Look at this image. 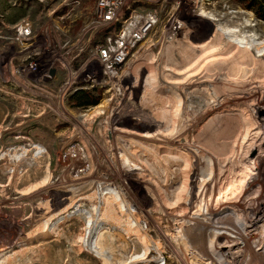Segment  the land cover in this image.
Segmentation results:
<instances>
[{
	"label": "rangeland",
	"instance_id": "obj_1",
	"mask_svg": "<svg viewBox=\"0 0 264 264\" xmlns=\"http://www.w3.org/2000/svg\"><path fill=\"white\" fill-rule=\"evenodd\" d=\"M95 3L0 0V264H197L178 230L229 237L245 201L264 199V59L253 56L258 72L216 74L209 62L220 66L224 52L211 48L212 21L196 15L201 7L221 21L251 13L231 0H122V18L155 12L157 24L121 81L93 87L110 100L107 111L84 120L91 107L43 90L56 94L112 35ZM19 24L30 28L24 42ZM172 27L179 32L166 39ZM255 27L259 41L264 25ZM35 60L30 79L46 77L41 92L18 78ZM95 238L107 259L94 252Z\"/></svg>",
	"mask_w": 264,
	"mask_h": 264
},
{
	"label": "bare ground",
	"instance_id": "obj_2",
	"mask_svg": "<svg viewBox=\"0 0 264 264\" xmlns=\"http://www.w3.org/2000/svg\"><path fill=\"white\" fill-rule=\"evenodd\" d=\"M239 13H240V18L236 21H233V20L221 21L220 19H216L214 15L206 13V11L204 10L203 7L200 8V10L198 11V13L196 15V17L201 18V20L203 18H205V19L208 18L209 20L212 21V24L214 25V27H213V29H214L213 35L214 36L211 35L213 38L210 41H211V43L214 42V44H217V45L212 46V44H211V48H218L219 49V47H220L221 50L218 51L219 54H222L224 52L226 59H224V58L221 59V63H220L221 65L220 66L219 65L218 66L212 65V61H210V62L208 61L209 62L208 66L210 67V69L211 68L214 69L216 71V74H218V73L224 74L225 73V74H228L230 76V74L236 70V69L233 70V68H236V67H238V69L240 68V70L242 69L243 71L246 70L247 68H251V70L253 69V71L255 70V72H256L257 71V67H256L257 64H255L253 62V61H256L253 58V56L254 57L258 56V58L264 59V37L261 38V40H259V41L253 37V31H255L254 27L259 25V24L260 25H264V24H262L260 21L256 20L251 14L243 13L240 11H239ZM198 26H199V24H198ZM170 51H171V48H169V45H168L167 48L165 49V53H164L165 57L167 56V54L170 53ZM136 56H137V53H136ZM209 57H210V55H209ZM257 61H259V60H257ZM208 62H206V63H208ZM207 70L209 71V68H207ZM247 70L249 71L250 69H247ZM239 74H240V72H239ZM242 75L244 76L243 73H242ZM246 75H249V72ZM226 76L227 75H225V77ZM239 76L240 75H238V78H240ZM262 77L264 78V76H262ZM227 78H229V77H227ZM246 78H248V77H246ZM246 78H245V80H246ZM253 79L254 78H252V80ZM255 79H256V77H255ZM223 80H225V79H223ZM223 80H222V82L226 81V80L225 81H223ZM229 80H232L231 83L237 84V83H235V81L233 82L232 77H231V79L229 78ZM229 80L227 79L226 82L230 83V82H228ZM135 81H137V80H135ZM150 81L154 82L153 80H150ZM150 81L146 80V89H147V87L153 86ZM248 81H249V79H248ZM258 81L262 82L261 79ZM226 85H224V86L227 87L229 84L227 86ZM235 87H237V86H235ZM221 91H223V90H221ZM146 92L148 95L149 92L148 91H146ZM146 92H145V94H146ZM150 94L151 93H149V95ZM152 97H154V94ZM143 98H146V97H143ZM151 100H152V98H151ZM109 101L110 100L101 101L98 105L92 106L88 110L82 112L79 115V117L86 120L89 118L91 119L92 117H95V116H101L102 114H104L107 111ZM155 104H157V103H155ZM177 104L180 105V101H177ZM23 151H25V150H23ZM45 181L46 180H44L42 183H44ZM35 187L36 186H32L31 189L33 190V189H35ZM31 189H30V191H32ZM36 189H37V187H36ZM25 193H27V192H25ZM262 196H264V195H262ZM245 203H246V208H244L242 211H240V213L237 215V219L241 215H245L246 217L244 218L243 221H241V223H238L236 225L237 229L239 231L236 233L232 232V231L229 232V234L231 235L229 237H219V236H215V235L212 237V233H209L208 235H205V236H196L195 233H193V232L187 233L183 229L178 230V232H176V234H178L177 235L178 239L182 240V243H184V245H185L186 251L197 262V264H264V255L261 252V249L264 247V199H263V201H261V203H259L258 205H254V206L251 205L250 199L245 201ZM93 209H94V215H97L100 211V207H95ZM228 217L226 216L223 219V221H228ZM91 218L94 219V216L87 214L86 230L90 229ZM223 225H225V223ZM251 233H255L258 237H253V235H250ZM86 234H88V233H86ZM86 234H84L83 237L81 238L82 241H84L86 239ZM190 236H193V237H190ZM215 237H217V238H215ZM142 239H144V238H142ZM174 239H175V237H174ZM210 239H213L214 243L217 246H219V247H217L218 248L217 251H216V248H212L211 243L208 242ZM243 243L245 245L241 246ZM199 245H200L201 249L197 248V246H199ZM92 248L98 256H100L104 259L108 258L106 256L107 251H108L107 248L102 249L98 243L97 238H95L94 241L92 242ZM145 250H146V247H145ZM217 252H220V254L217 255Z\"/></svg>",
	"mask_w": 264,
	"mask_h": 264
},
{
	"label": "built area",
	"instance_id": "obj_3",
	"mask_svg": "<svg viewBox=\"0 0 264 264\" xmlns=\"http://www.w3.org/2000/svg\"><path fill=\"white\" fill-rule=\"evenodd\" d=\"M122 0H96L94 15L100 26L108 27L112 30V35L98 41L88 59L82 64L79 70L71 73L66 81L58 88L56 94L47 91L43 92L48 96L64 98L70 96L77 90H90L83 83L91 82V88L101 86V79L109 82L121 81L126 73L127 64L134 56L141 44L156 27L157 15L155 12H131L125 18L121 16ZM178 27H172L167 33L166 39H170L177 34ZM30 36L28 24H19L16 27V37L22 42ZM20 81L42 91L41 81L46 77L40 76L36 80H31V76H36L38 72V62H29L24 68L18 69ZM56 99V98H55Z\"/></svg>",
	"mask_w": 264,
	"mask_h": 264
},
{
	"label": "trees",
	"instance_id": "obj_4",
	"mask_svg": "<svg viewBox=\"0 0 264 264\" xmlns=\"http://www.w3.org/2000/svg\"><path fill=\"white\" fill-rule=\"evenodd\" d=\"M234 4L253 14L257 20L264 23V0H231ZM95 89L77 90L68 96V104L72 108L86 109L96 106L100 100V94L94 95Z\"/></svg>",
	"mask_w": 264,
	"mask_h": 264
},
{
	"label": "water",
	"instance_id": "obj_5",
	"mask_svg": "<svg viewBox=\"0 0 264 264\" xmlns=\"http://www.w3.org/2000/svg\"><path fill=\"white\" fill-rule=\"evenodd\" d=\"M54 73H55V69H51L49 71V77L51 78L52 76H54ZM50 78H47L46 80L50 79Z\"/></svg>",
	"mask_w": 264,
	"mask_h": 264
}]
</instances>
